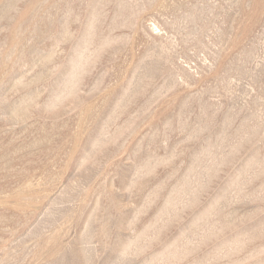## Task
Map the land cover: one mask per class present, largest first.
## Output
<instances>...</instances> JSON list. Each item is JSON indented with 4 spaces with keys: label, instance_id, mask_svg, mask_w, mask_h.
I'll list each match as a JSON object with an SVG mask.
<instances>
[{
    "label": "rangeland",
    "instance_id": "rangeland-1",
    "mask_svg": "<svg viewBox=\"0 0 264 264\" xmlns=\"http://www.w3.org/2000/svg\"><path fill=\"white\" fill-rule=\"evenodd\" d=\"M0 264H264V0H0Z\"/></svg>",
    "mask_w": 264,
    "mask_h": 264
}]
</instances>
